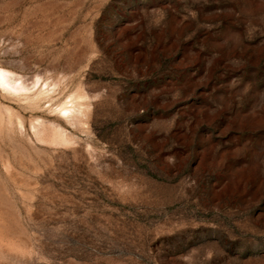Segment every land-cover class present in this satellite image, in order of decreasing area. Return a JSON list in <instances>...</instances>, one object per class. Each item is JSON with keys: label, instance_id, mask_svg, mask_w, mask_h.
<instances>
[{"label": "rangeland", "instance_id": "1", "mask_svg": "<svg viewBox=\"0 0 264 264\" xmlns=\"http://www.w3.org/2000/svg\"><path fill=\"white\" fill-rule=\"evenodd\" d=\"M0 67V264H264V0H0Z\"/></svg>", "mask_w": 264, "mask_h": 264}, {"label": "bare ground", "instance_id": "2", "mask_svg": "<svg viewBox=\"0 0 264 264\" xmlns=\"http://www.w3.org/2000/svg\"><path fill=\"white\" fill-rule=\"evenodd\" d=\"M39 82V78L37 77L33 82L27 83L21 76H18L16 73L8 70L6 68L0 67V88L12 92L16 95L27 94L32 87L36 86ZM46 87L39 90L38 94L48 93L49 89H47V84H44ZM76 101V100H75ZM70 105L68 103H63L59 105L58 111L67 119H77L83 115L84 109L82 104L74 102V100H70Z\"/></svg>", "mask_w": 264, "mask_h": 264}]
</instances>
